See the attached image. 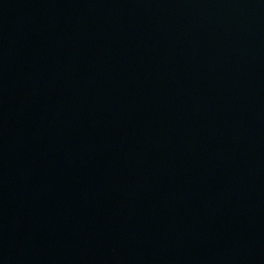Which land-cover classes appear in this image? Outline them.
<instances>
[{
  "label": "water",
  "instance_id": "obj_1",
  "mask_svg": "<svg viewBox=\"0 0 264 264\" xmlns=\"http://www.w3.org/2000/svg\"><path fill=\"white\" fill-rule=\"evenodd\" d=\"M264 28V0H188Z\"/></svg>",
  "mask_w": 264,
  "mask_h": 264
}]
</instances>
